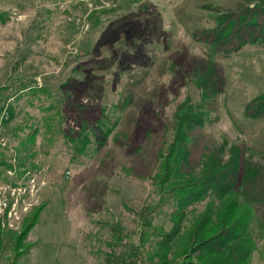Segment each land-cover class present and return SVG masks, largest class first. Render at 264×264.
Listing matches in <instances>:
<instances>
[{"label": "rangeland", "instance_id": "rangeland-1", "mask_svg": "<svg viewBox=\"0 0 264 264\" xmlns=\"http://www.w3.org/2000/svg\"><path fill=\"white\" fill-rule=\"evenodd\" d=\"M240 2L0 0V160L10 164L0 166V197L13 209L0 215V264H106L112 252L147 258L172 225L178 191L168 189L197 175L214 145L227 140L241 161L264 162V116L243 114L264 93V46L226 55L193 38L216 24V9ZM208 63L222 91L204 102L194 76ZM185 99L204 111L205 125L188 136L180 177L160 183L159 152ZM104 119L117 120L106 139ZM83 129L96 134L88 132L81 152ZM208 202L187 208L173 252ZM143 208L146 220L136 215ZM249 210V264H264V203Z\"/></svg>", "mask_w": 264, "mask_h": 264}, {"label": "trees", "instance_id": "trees-1", "mask_svg": "<svg viewBox=\"0 0 264 264\" xmlns=\"http://www.w3.org/2000/svg\"><path fill=\"white\" fill-rule=\"evenodd\" d=\"M216 11L219 14L213 27L194 30L196 41L207 44L213 53L226 55L247 44L264 46V0H247L231 9ZM194 85L204 102L213 101L222 91V81L211 63L196 71ZM243 114L248 118L264 116V93L246 102ZM101 122L108 125L103 131V139H106L117 120L100 121L98 125L103 128ZM204 125V111L193 106L189 99L176 106L172 140L159 152L160 171L155 178L160 183L170 181L174 174L180 177V170L189 165L188 136ZM88 132L94 134L95 130L83 129L77 133L76 138L82 143L81 152L87 147ZM240 159L238 145L227 140L214 145L205 155L197 175H190L183 181L178 179L168 189L178 193L173 197L172 225L160 233L161 251L147 258L138 256L135 260L123 254L107 253L106 264H249L253 250L248 235L249 206L264 203V162ZM0 166L9 167L10 164L0 160ZM203 200H209L207 206L190 226L181 250L173 252L187 208ZM40 209L24 220L18 240L31 229ZM148 214L146 208L136 212L142 220H146Z\"/></svg>", "mask_w": 264, "mask_h": 264}, {"label": "built area", "instance_id": "built-area-1", "mask_svg": "<svg viewBox=\"0 0 264 264\" xmlns=\"http://www.w3.org/2000/svg\"><path fill=\"white\" fill-rule=\"evenodd\" d=\"M6 207L8 208L7 209V215H10L11 213H13V209L6 205V202H5L4 198L1 196L0 197V215L5 211ZM0 222L7 223L5 221V219H0Z\"/></svg>", "mask_w": 264, "mask_h": 264}]
</instances>
